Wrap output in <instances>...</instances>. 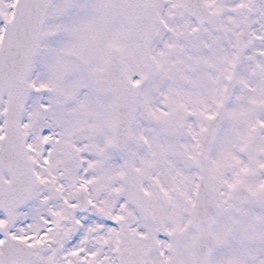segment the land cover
Listing matches in <instances>:
<instances>
[{"label":"snow or ice","instance_id":"1","mask_svg":"<svg viewBox=\"0 0 264 264\" xmlns=\"http://www.w3.org/2000/svg\"><path fill=\"white\" fill-rule=\"evenodd\" d=\"M0 264H264V0H0Z\"/></svg>","mask_w":264,"mask_h":264}]
</instances>
